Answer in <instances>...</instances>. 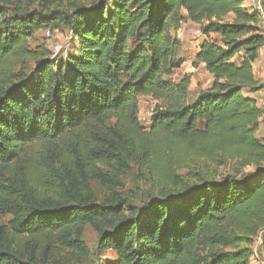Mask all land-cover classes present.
<instances>
[{
  "label": "trees",
  "instance_id": "trees-1",
  "mask_svg": "<svg viewBox=\"0 0 264 264\" xmlns=\"http://www.w3.org/2000/svg\"><path fill=\"white\" fill-rule=\"evenodd\" d=\"M245 1L0 0V264L84 261L87 225L99 248L116 254L106 264L251 258L264 232V138L256 136L264 107L249 93L263 87L253 65L264 34ZM183 10L222 39L200 46L197 61L213 82L192 102L190 76L165 78L181 64L171 29ZM61 23L77 51L53 63L29 40ZM29 59L32 71L16 73ZM142 97L156 102L149 129L139 118ZM130 162L160 195L144 208L129 204L127 216L117 189ZM232 162L255 170L215 180ZM93 180L107 193L101 203Z\"/></svg>",
  "mask_w": 264,
  "mask_h": 264
},
{
  "label": "rangeland",
  "instance_id": "rangeland-1",
  "mask_svg": "<svg viewBox=\"0 0 264 264\" xmlns=\"http://www.w3.org/2000/svg\"><path fill=\"white\" fill-rule=\"evenodd\" d=\"M69 1L70 0H64V3L67 4ZM245 2L247 4V8L253 11L252 0H246ZM34 8H39V6ZM182 15L184 16V20L179 24L178 27H173L171 29L172 34L179 40V46L176 50V57L177 59L181 60V64L180 67L175 69L170 76H166L165 78L178 82L184 76H190V90L191 94H193L190 95V101L192 102L194 99H196L198 92H200L202 89H207L213 82L211 74L197 61V54L199 52L200 46L204 43V41L221 43L222 39L220 34L211 33L206 35L202 32V25L206 24L207 22H203L202 24L192 23L186 18L187 14L184 10L182 11ZM233 16L234 15L232 14L228 15L225 17L224 21H231ZM49 29L51 30L50 34H48ZM29 45L33 50H36L37 48L48 50L50 53L49 59L53 63H66L69 61L70 56L74 55L77 51V43L74 39L73 32L64 23L59 24V26L56 28L46 25L30 38ZM34 66V59H29L23 68L18 67L16 69V73L21 72L24 74H29ZM155 105L156 102L150 97H142L140 99L139 118L141 124L146 129H149L152 122ZM256 136L264 138V120L262 121V128L258 130ZM199 166L201 167L202 164ZM254 170L255 169L252 166L241 168L239 165L235 164V162H232L216 169L215 180L221 181L230 175L241 179L242 173L253 172ZM187 173V170H177V174L181 176H185ZM200 180L201 179L198 181ZM198 181L191 179L187 182L189 184H193L197 183ZM91 184L95 192L96 202H103L107 195L105 189L97 180L91 181ZM154 184V180L152 178H148L144 168L135 162H130L129 171L121 178L122 189H117L119 192L123 193V198L127 200V216H130V213L132 212V208L129 207V204L135 208H144L149 202L152 201L154 197L160 195L159 189ZM9 218V215H4L2 217V221L7 222ZM83 240L88 249L87 257L84 258V261L80 259L79 262L73 263V261H71L70 263L106 264L107 262L116 260L117 257L113 250L99 248V233L91 225L86 226ZM255 241L256 240H254L251 247L252 249L256 244ZM262 242L263 243L259 247L258 256L251 257L243 264H264V232L262 233Z\"/></svg>",
  "mask_w": 264,
  "mask_h": 264
},
{
  "label": "crops",
  "instance_id": "crops-1",
  "mask_svg": "<svg viewBox=\"0 0 264 264\" xmlns=\"http://www.w3.org/2000/svg\"><path fill=\"white\" fill-rule=\"evenodd\" d=\"M259 53H260L259 57H258V59L256 60V62L254 63L253 66H254V72H255V75H256V80L263 87L261 89L255 91V92L249 93V95L251 97L255 98L260 106L264 107V46L259 51ZM212 80H213V77H212ZM189 93H190V95H193V94H191L190 88H189ZM198 93H197V95H198ZM262 121L263 120H261V122H260V127H259L260 129L262 128Z\"/></svg>",
  "mask_w": 264,
  "mask_h": 264
},
{
  "label": "built area",
  "instance_id": "built-area-1",
  "mask_svg": "<svg viewBox=\"0 0 264 264\" xmlns=\"http://www.w3.org/2000/svg\"><path fill=\"white\" fill-rule=\"evenodd\" d=\"M252 8H253V11L258 13V15L260 17V28H261L262 33L264 34V0H253L252 1ZM50 33H51V30L49 29L48 34H50ZM200 65L204 68L206 67L205 62H201ZM262 233L258 236V238L255 241L256 244L254 245V248L252 249V256L251 257L258 256L259 247L263 243L262 242Z\"/></svg>",
  "mask_w": 264,
  "mask_h": 264
}]
</instances>
